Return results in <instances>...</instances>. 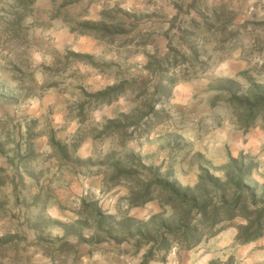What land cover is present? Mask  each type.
<instances>
[{"label": "rangeland", "instance_id": "rangeland-1", "mask_svg": "<svg viewBox=\"0 0 264 264\" xmlns=\"http://www.w3.org/2000/svg\"><path fill=\"white\" fill-rule=\"evenodd\" d=\"M253 81L264 0H0V264H264V235L237 241L241 214L146 262L142 223L174 217L159 189L132 203L241 152L264 198V118L245 129L232 101Z\"/></svg>", "mask_w": 264, "mask_h": 264}, {"label": "trees", "instance_id": "trees-1", "mask_svg": "<svg viewBox=\"0 0 264 264\" xmlns=\"http://www.w3.org/2000/svg\"><path fill=\"white\" fill-rule=\"evenodd\" d=\"M207 21L204 23L211 29L212 26ZM177 53V49L170 45L169 51L158 62L162 67L160 60L175 63ZM120 88L109 87L97 96L111 97L119 90L122 91ZM232 97L233 103L243 111L242 123L245 129L255 125L260 116L264 118V83L253 81L242 96L234 93ZM258 165L245 152H241L239 156L230 155L228 162L222 167L221 176H216L209 168L201 167L195 185L184 186L167 177L161 179V175L149 181L138 200L132 203L142 204L151 198L155 189H159L162 206L165 210L171 207L174 219L165 218L161 213L142 223L140 239L154 245L146 256V262L154 257L156 249L165 251V256L168 255L175 242L186 248L198 246L203 240L221 232L225 228L223 223L233 221L239 214L246 218L247 223L238 225L237 241L248 243L261 238L264 235V198L257 197L258 184L251 186L253 173ZM249 201L255 206L254 210H250ZM101 220L103 221L102 218ZM126 220L133 221L132 218ZM157 225L159 230H163L161 234L155 232Z\"/></svg>", "mask_w": 264, "mask_h": 264}, {"label": "crops", "instance_id": "crops-1", "mask_svg": "<svg viewBox=\"0 0 264 264\" xmlns=\"http://www.w3.org/2000/svg\"><path fill=\"white\" fill-rule=\"evenodd\" d=\"M250 134V132H247V135H245L244 136V138L247 140L248 139V143H246V145H244V147H242L241 149H248V148H250V145H251V137L250 138H248L249 135ZM246 147V148H245Z\"/></svg>", "mask_w": 264, "mask_h": 264}]
</instances>
